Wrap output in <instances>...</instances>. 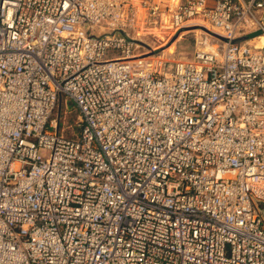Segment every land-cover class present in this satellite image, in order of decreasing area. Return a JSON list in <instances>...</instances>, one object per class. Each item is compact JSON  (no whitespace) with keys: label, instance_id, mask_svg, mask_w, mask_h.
Masks as SVG:
<instances>
[{"label":"built area","instance_id":"built-area-1","mask_svg":"<svg viewBox=\"0 0 264 264\" xmlns=\"http://www.w3.org/2000/svg\"><path fill=\"white\" fill-rule=\"evenodd\" d=\"M163 16L225 41L157 61ZM263 41L264 0H0V264H264Z\"/></svg>","mask_w":264,"mask_h":264},{"label":"rangeland","instance_id":"rangeland-1","mask_svg":"<svg viewBox=\"0 0 264 264\" xmlns=\"http://www.w3.org/2000/svg\"><path fill=\"white\" fill-rule=\"evenodd\" d=\"M165 19L164 16L158 19L151 17L150 20H147L148 25L143 28L146 31L144 34H147L145 41L155 48L157 61H168V65H172L175 60L193 58L192 56L200 44L199 41H203L208 46L219 44L218 39L197 29V27H191L175 34ZM154 20H158V22L155 24ZM258 35L260 32H254L248 38ZM262 45H264V41ZM56 115L61 117L60 130L63 134L71 138H77L80 135L79 113L71 103L62 99Z\"/></svg>","mask_w":264,"mask_h":264},{"label":"water","instance_id":"water-1","mask_svg":"<svg viewBox=\"0 0 264 264\" xmlns=\"http://www.w3.org/2000/svg\"><path fill=\"white\" fill-rule=\"evenodd\" d=\"M197 29L202 30L203 32L207 33L208 35H210V36H212V37H214L216 39H219L221 41H225V39L223 37H221L217 33H214L213 31L207 29L206 27L198 26ZM245 39L246 38H241L239 41H243ZM263 215H264V210H263Z\"/></svg>","mask_w":264,"mask_h":264},{"label":"bare ground","instance_id":"bare-ground-1","mask_svg":"<svg viewBox=\"0 0 264 264\" xmlns=\"http://www.w3.org/2000/svg\"><path fill=\"white\" fill-rule=\"evenodd\" d=\"M195 27V26H194ZM159 36H160V38H162V36L160 35V34H158ZM261 44V43H260ZM202 45H205V46H207V47H210V45L208 46V45H206L205 43H202Z\"/></svg>","mask_w":264,"mask_h":264}]
</instances>
